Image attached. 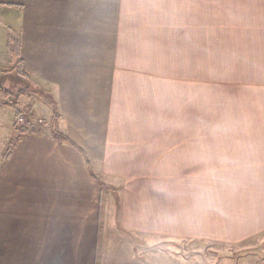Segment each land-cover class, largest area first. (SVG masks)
Listing matches in <instances>:
<instances>
[{"label":"crops","instance_id":"1","mask_svg":"<svg viewBox=\"0 0 264 264\" xmlns=\"http://www.w3.org/2000/svg\"><path fill=\"white\" fill-rule=\"evenodd\" d=\"M0 17L18 91L0 93V264H261L221 250L264 236V79L227 84L262 74L264 0H0ZM204 73L242 93L204 98Z\"/></svg>","mask_w":264,"mask_h":264},{"label":"rangeland","instance_id":"2","mask_svg":"<svg viewBox=\"0 0 264 264\" xmlns=\"http://www.w3.org/2000/svg\"><path fill=\"white\" fill-rule=\"evenodd\" d=\"M6 20L9 21V19H7L5 17H3V18L0 17V25H2L3 23H6L7 22ZM247 68L249 70H251V71H256L255 68H249V67H247ZM260 68L262 69V74H259V75H251L250 74L248 77H244L243 75H240V76H242L243 78H247L245 81H249L248 79L254 78V76H257L259 78L252 79L250 81H258V79H261L262 80V78L264 79V71H263L264 70V67H260ZM208 69H210V67ZM219 69H222V67H219ZM226 76L227 75H225V73H223V74H221V73H218V74L204 73V82H203V84H204V94H203L204 98H221L224 95H226V93H227V95H230L233 92H235V93H242V90L241 91H238V90H236L234 88L225 89V88H222L221 86H212V84H223V83L220 82V80L222 78L226 77ZM214 79H218V81H216ZM250 81L249 82H243L242 81V82L227 83V84H231V85H234V86H239V85H243L244 86V84H248V83H250ZM10 83H11L10 90L12 92H18L17 89H16V87L14 86V84H16L17 81H15V79L11 78ZM33 99H35V98L33 97ZM15 101L16 100H13L11 102L14 103ZM206 108L208 110H211L210 107H206ZM218 108H222V107H218ZM17 117H19V115H16V118ZM204 117H207V116L204 115ZM208 121L205 120V122H204V124L206 125L205 127H207V124L209 125L208 128H205L208 133L209 132L210 133H213V131H216V130H217V132H220V133L226 132V128H225L226 122H217V121L212 122L210 120H208ZM222 178H226L225 171H220V179H222ZM251 243H254L252 245L253 247L251 248V250H245V252H241V251H237V250H234L233 252L232 251L229 252V251H225L224 250V252H222L223 250H221V253H222L221 257H223V255L230 254V253L232 254L231 256H234V257H237L238 255H241L242 253H249V255H250L249 256V259L252 262L255 261V263L264 264L263 263L264 262V236H261V237H258L256 239H254Z\"/></svg>","mask_w":264,"mask_h":264},{"label":"trees","instance_id":"3","mask_svg":"<svg viewBox=\"0 0 264 264\" xmlns=\"http://www.w3.org/2000/svg\"><path fill=\"white\" fill-rule=\"evenodd\" d=\"M7 49H8V53L13 57V56H18V52H19V37L17 34H11L8 36V40H7ZM19 65L17 64V66L13 67L14 70H16V72L19 74ZM0 93H2L4 95V97L7 95V94H11V91H9L8 89H4L2 87H0ZM15 99L13 98H10L9 101H13V100H16L15 103L13 104L15 106V112H16V115H20V110L18 108V99L19 97L21 96L20 94H17ZM55 108V106H54ZM27 125V124H26ZM25 125V126H26ZM24 126V127H25ZM21 127L20 130L21 132H25V131H29V127ZM56 137H58V139H60L61 141H65V142H68L69 144H72L74 147H76L77 149H79V147H77L68 137H65V136H61V134L57 133L56 134Z\"/></svg>","mask_w":264,"mask_h":264},{"label":"built area","instance_id":"4","mask_svg":"<svg viewBox=\"0 0 264 264\" xmlns=\"http://www.w3.org/2000/svg\"><path fill=\"white\" fill-rule=\"evenodd\" d=\"M27 124V117L25 114L19 115L16 120V127L19 130V128L24 127Z\"/></svg>","mask_w":264,"mask_h":264}]
</instances>
